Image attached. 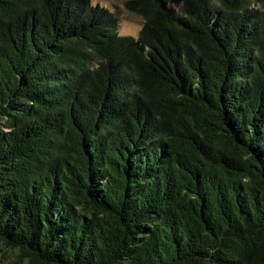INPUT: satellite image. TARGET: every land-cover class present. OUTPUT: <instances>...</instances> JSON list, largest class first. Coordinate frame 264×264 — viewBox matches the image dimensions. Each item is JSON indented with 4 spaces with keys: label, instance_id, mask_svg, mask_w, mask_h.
I'll return each mask as SVG.
<instances>
[{
    "label": "trees",
    "instance_id": "trees-1",
    "mask_svg": "<svg viewBox=\"0 0 264 264\" xmlns=\"http://www.w3.org/2000/svg\"><path fill=\"white\" fill-rule=\"evenodd\" d=\"M0 0V243L28 264H264V0Z\"/></svg>",
    "mask_w": 264,
    "mask_h": 264
},
{
    "label": "rangeland",
    "instance_id": "rangeland-1",
    "mask_svg": "<svg viewBox=\"0 0 264 264\" xmlns=\"http://www.w3.org/2000/svg\"><path fill=\"white\" fill-rule=\"evenodd\" d=\"M126 1L127 0H92L94 4H100L119 14L120 34L137 37L144 24V20L125 8ZM0 264H28V262L19 259L17 251L8 249L0 243Z\"/></svg>",
    "mask_w": 264,
    "mask_h": 264
}]
</instances>
